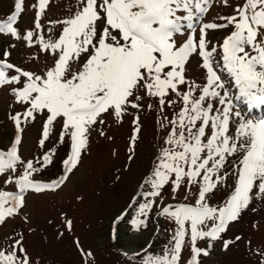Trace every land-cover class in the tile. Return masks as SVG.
Segmentation results:
<instances>
[{
	"label": "snow or ice",
	"instance_id": "obj_1",
	"mask_svg": "<svg viewBox=\"0 0 264 264\" xmlns=\"http://www.w3.org/2000/svg\"><path fill=\"white\" fill-rule=\"evenodd\" d=\"M227 2L224 0L225 4ZM48 3L49 0H39L40 12ZM206 3L207 0H80L78 11L57 22L63 25L57 39L46 41L43 36H38L34 41L32 31L23 37L29 45L38 41L42 51H51L54 56L53 66L42 76L0 61V85L19 82L21 77L27 81L20 89L13 90L17 102L29 105L24 118L34 119L37 111L46 110L48 113L41 146L48 138L53 122L63 117L61 140L70 135L72 141L71 154L64 161L68 172L79 163L88 143L86 134L101 114L111 111L119 120L128 106L140 108L136 102L142 99L136 94L140 89L146 95L159 99L161 111L166 103H174L166 100L170 92L181 97L183 107L169 121L172 127L165 141L173 147L162 149L152 178L146 181L153 190L141 195L158 197L165 184H173L175 190L187 178L189 184L200 185L198 198L195 206L181 204L162 208L161 214L175 219L179 226L175 234V249L170 259L167 256L149 257L146 264H176L186 222L190 223L192 240L189 264H199L198 257L209 253L197 248L196 240L221 239L227 224L236 221L249 205L254 190L264 195V116L246 118L234 103L241 101L249 114L264 106V0H243L234 9L235 15L221 18L226 20V24H203L198 40L190 37L177 46L174 35L182 30L184 21L193 18V9L196 15L204 13L207 9L202 4ZM16 10L6 23H0V33L18 35L13 24L21 10V0H17ZM40 12L37 13V29L41 27ZM101 24L104 25L102 28L99 27ZM229 25L234 30L223 40L220 48L223 66L238 89L234 96L215 71L213 53L217 49H209L206 39L207 29ZM188 27L192 25L188 24ZM193 53L202 57L206 84L203 87L188 85V91L181 93L179 86L186 84L185 65ZM83 55L87 56L86 61L73 71L72 64L80 61ZM12 69L17 75L9 79L5 70ZM197 90L198 98L193 96ZM132 97L134 100L130 99ZM217 104L220 107H216ZM232 117L237 122L234 134L230 130ZM12 119L19 131L21 115L17 114ZM138 121V117L133 121L137 124L133 142L135 133L140 130ZM99 122L103 123V120ZM206 129H210V134ZM19 143L17 138L16 144ZM232 156L238 159L236 183L225 205L212 207L208 202L210 194L225 179L221 169ZM19 159L15 147L6 153L0 151V174L7 170L15 171ZM50 160V154L43 156L45 163ZM36 170L32 161L26 163L24 175L17 180L21 192L25 189L39 192L46 187H54L34 183L29 177ZM173 175L174 179H170ZM10 201L14 203L5 207ZM153 203L149 201L142 205L141 212L146 215L144 209H150ZM22 204L21 196L0 191V221L13 215ZM207 221H212V226L204 230L200 225ZM230 243L232 241H224V248L227 249ZM0 264H30L21 240L14 242L12 251H0Z\"/></svg>",
	"mask_w": 264,
	"mask_h": 264
},
{
	"label": "rangeland",
	"instance_id": "obj_2",
	"mask_svg": "<svg viewBox=\"0 0 264 264\" xmlns=\"http://www.w3.org/2000/svg\"><path fill=\"white\" fill-rule=\"evenodd\" d=\"M16 3L17 0H0V23H6L8 17L16 14ZM242 3L243 0H228L227 4L224 0H207L202 4L207 9L204 13L196 15L193 9V18L184 21L182 30L174 35L177 46L190 37L198 40L203 24H226V20L221 18L235 15L234 9ZM80 6V0H49L40 12L39 0H21V10L13 24L18 35L0 33V61L42 76L53 66L54 56L51 51H42L38 41L29 45L23 39L24 35L32 31L34 41L38 36H43L46 41L57 39L63 28L57 22L72 16ZM38 12L39 29L36 28ZM188 24L192 27L189 28ZM233 30L232 25L207 29L206 39L209 49H217L213 53L215 71L234 96L237 94L234 80L223 66L220 48ZM86 59L87 56L83 55L80 61L72 64V70L76 71ZM5 73L9 79L17 75L14 69L5 70ZM184 74L186 84L179 86L181 93L188 91V85L203 87L206 84V69L202 67V57L198 53L191 55ZM26 82L21 77L19 82L0 85V151L6 153L15 147L20 158L15 171L7 170L0 174V191L23 199L22 206L13 215L0 221V251H12L14 242L21 240L30 264H146L149 257L167 256L170 259L179 226L175 219L161 214L162 208L181 204L195 206L200 185L189 184L185 178L175 190L173 184H165L158 197L141 193L153 190L146 181L152 178L162 149L173 147L165 141L172 127L169 121L183 107L181 97L170 92L166 100L174 103H166L161 111L159 99L146 95L140 89L136 93L142 96L140 101H136L140 108L128 106L119 120L111 111L101 114L86 134L88 143L79 163L68 172L64 161L71 154L72 141L70 135L61 140L63 117L53 122L49 136L41 146L47 111L35 112L34 119L24 118L29 105L17 102L13 91ZM193 96L198 98L199 91L193 92ZM130 99L134 100V97ZM234 103L239 110H245L241 101ZM216 107L220 106L217 104ZM17 114L21 115L19 131L12 119ZM242 114L246 118L258 117L255 113L252 116ZM137 117L140 130L135 133L133 142L137 127L133 121ZM236 126V118L232 117V134ZM206 132L210 134V129ZM17 138L19 144H16ZM45 154L51 155L48 163L43 161ZM28 161H32L37 169L29 178L34 183L54 187H46L39 192L33 189L21 192L17 180L24 175ZM237 163V156L226 161L221 169L225 179L210 194V206L219 208L225 205L236 183ZM170 179H174V175ZM149 201L154 203L150 209H144L145 215L141 206ZM12 203L10 201L5 207ZM211 226L212 221L200 225L204 230ZM190 232V223L186 222L176 264H189L192 258ZM221 237L215 241L208 238L196 240L195 246L209 253L198 257L199 264H264V195L254 190L249 205L236 221L227 224ZM224 241H232L227 249L223 246Z\"/></svg>",
	"mask_w": 264,
	"mask_h": 264
},
{
	"label": "bare ground",
	"instance_id": "obj_3",
	"mask_svg": "<svg viewBox=\"0 0 264 264\" xmlns=\"http://www.w3.org/2000/svg\"><path fill=\"white\" fill-rule=\"evenodd\" d=\"M235 86V85H234ZM235 91L238 93V89L236 88V86H235ZM261 107H263V106H261ZM261 107H258V108H256V109H254V110H252V111H257L258 112V110L257 109H259V108H261ZM245 108H247V106L245 105ZM248 110V109H247Z\"/></svg>",
	"mask_w": 264,
	"mask_h": 264
}]
</instances>
